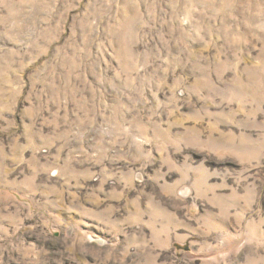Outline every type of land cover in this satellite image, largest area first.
<instances>
[{"label": "rangeland", "instance_id": "374dc122", "mask_svg": "<svg viewBox=\"0 0 264 264\" xmlns=\"http://www.w3.org/2000/svg\"><path fill=\"white\" fill-rule=\"evenodd\" d=\"M0 264H264V0H0Z\"/></svg>", "mask_w": 264, "mask_h": 264}]
</instances>
